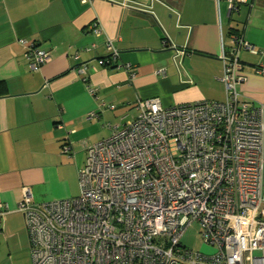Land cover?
<instances>
[{
    "label": "crops",
    "instance_id": "1",
    "mask_svg": "<svg viewBox=\"0 0 264 264\" xmlns=\"http://www.w3.org/2000/svg\"><path fill=\"white\" fill-rule=\"evenodd\" d=\"M232 34L248 43L237 89L264 103V0L237 10L226 0H0V264H32L24 188L37 202L77 196L87 147L134 120L138 99L225 101L220 56ZM22 39L52 60L31 71ZM109 39L117 62L106 63Z\"/></svg>",
    "mask_w": 264,
    "mask_h": 264
},
{
    "label": "built area",
    "instance_id": "2",
    "mask_svg": "<svg viewBox=\"0 0 264 264\" xmlns=\"http://www.w3.org/2000/svg\"><path fill=\"white\" fill-rule=\"evenodd\" d=\"M226 1L231 10L247 2ZM21 42L31 71L52 60L50 50ZM230 42L220 56L225 101L138 99L134 120L87 147L77 196L37 202L24 188L17 210L32 264H264V103L238 91L248 43L238 34ZM107 49L106 63L117 62L111 39ZM7 211L0 202V219ZM194 222L212 252L182 243Z\"/></svg>",
    "mask_w": 264,
    "mask_h": 264
},
{
    "label": "rangeland",
    "instance_id": "3",
    "mask_svg": "<svg viewBox=\"0 0 264 264\" xmlns=\"http://www.w3.org/2000/svg\"><path fill=\"white\" fill-rule=\"evenodd\" d=\"M201 224L200 222H194L185 230L182 235V243L194 250V251H203L206 253L212 252L213 248L207 245H204L200 236ZM27 231V229H26ZM28 233V231H27ZM255 255H260V251H256Z\"/></svg>",
    "mask_w": 264,
    "mask_h": 264
},
{
    "label": "water",
    "instance_id": "4",
    "mask_svg": "<svg viewBox=\"0 0 264 264\" xmlns=\"http://www.w3.org/2000/svg\"><path fill=\"white\" fill-rule=\"evenodd\" d=\"M183 51H184L183 55H185L187 53V51H185L184 49H183Z\"/></svg>",
    "mask_w": 264,
    "mask_h": 264
},
{
    "label": "clouds",
    "instance_id": "5",
    "mask_svg": "<svg viewBox=\"0 0 264 264\" xmlns=\"http://www.w3.org/2000/svg\"><path fill=\"white\" fill-rule=\"evenodd\" d=\"M181 50H183V49H181Z\"/></svg>",
    "mask_w": 264,
    "mask_h": 264
}]
</instances>
